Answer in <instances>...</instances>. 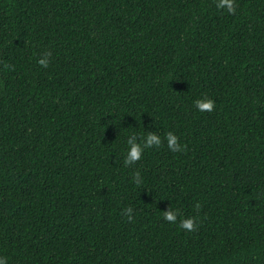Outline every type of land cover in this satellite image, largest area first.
I'll return each mask as SVG.
<instances>
[{
    "label": "trees",
    "instance_id": "1",
    "mask_svg": "<svg viewBox=\"0 0 264 264\" xmlns=\"http://www.w3.org/2000/svg\"><path fill=\"white\" fill-rule=\"evenodd\" d=\"M216 4L0 0L8 264H264V0Z\"/></svg>",
    "mask_w": 264,
    "mask_h": 264
},
{
    "label": "clouds",
    "instance_id": "2",
    "mask_svg": "<svg viewBox=\"0 0 264 264\" xmlns=\"http://www.w3.org/2000/svg\"><path fill=\"white\" fill-rule=\"evenodd\" d=\"M216 6L219 9L226 10L229 14H234L235 12L234 0H217ZM38 63L43 67H47L49 63L48 54L44 55L41 59H39ZM194 103L198 111H212L214 108V101L208 98L197 99ZM165 138L169 150L173 152L182 150L183 146L178 142L177 136L174 135L172 132H167ZM137 140L138 137L136 134L129 136L127 140L128 150L124 160L125 165H131L136 161L140 160L142 157V153L145 149L151 148L153 146L159 147L162 143L161 138L158 135L152 133H147L146 135H143L142 138L139 139V142H137ZM133 179L135 183H141L140 173L138 171L134 173ZM122 211L128 216L129 220L132 219L131 213L133 209L131 207H127ZM178 213V209L169 208V210L163 212V218L167 222L175 224L177 221ZM180 227L182 229L191 231L194 228L193 218H186L181 220ZM0 264H8L7 257L0 256Z\"/></svg>",
    "mask_w": 264,
    "mask_h": 264
}]
</instances>
